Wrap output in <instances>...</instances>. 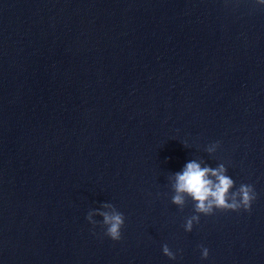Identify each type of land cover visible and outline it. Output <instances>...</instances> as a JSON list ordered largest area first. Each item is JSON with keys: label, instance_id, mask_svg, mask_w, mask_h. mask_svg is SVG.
Masks as SVG:
<instances>
[{"label": "water", "instance_id": "95a60500", "mask_svg": "<svg viewBox=\"0 0 264 264\" xmlns=\"http://www.w3.org/2000/svg\"><path fill=\"white\" fill-rule=\"evenodd\" d=\"M192 161L254 186L251 211L187 232ZM0 264H264V5L0 0Z\"/></svg>", "mask_w": 264, "mask_h": 264}, {"label": "clouds", "instance_id": "9594fccd", "mask_svg": "<svg viewBox=\"0 0 264 264\" xmlns=\"http://www.w3.org/2000/svg\"><path fill=\"white\" fill-rule=\"evenodd\" d=\"M260 5H264V0H257ZM213 144L208 148L209 152H213L218 147ZM227 168L221 164L218 168L201 167L195 161L186 164L182 172L175 174L174 189L176 195L172 197V202L176 205L183 206L185 204L184 194L191 196L195 201V212L187 219L185 230L192 232L194 224L199 223L200 215H213L216 210L220 211H251L252 203L257 198L254 186L249 184H241L239 189L232 191L235 187L234 180L227 174ZM105 208H113L111 213L100 211L99 215L103 216V225L106 228L105 235L114 241L122 239V228L125 226V216L118 211L112 204H105ZM87 219L93 225L97 222L92 221L91 213ZM202 247L203 258L207 259L209 250ZM163 253L170 259L175 260L176 255L167 244L163 246Z\"/></svg>", "mask_w": 264, "mask_h": 264}]
</instances>
